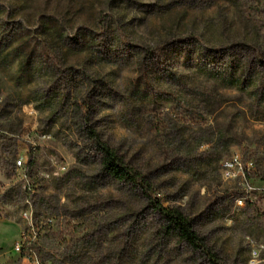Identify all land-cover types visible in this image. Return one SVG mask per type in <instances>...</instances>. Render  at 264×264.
Wrapping results in <instances>:
<instances>
[{
    "label": "rangeland",
    "instance_id": "rangeland-1",
    "mask_svg": "<svg viewBox=\"0 0 264 264\" xmlns=\"http://www.w3.org/2000/svg\"><path fill=\"white\" fill-rule=\"evenodd\" d=\"M28 3L25 25L42 41L40 17L57 12L74 37L68 43L79 45L87 30L94 48H63L62 55L53 48L60 70L51 77V63L34 41L43 59L29 61L25 71L33 79L26 81L20 75L24 56L11 52L14 44L0 46V264H107L125 226L114 221L125 208L143 205L101 177L99 156L75 108L127 161L152 173L155 195L195 220L222 264H264V103L200 72L206 54L169 46L176 35L203 39L221 51L207 65L218 71L244 54L241 41L264 52L260 1ZM114 33L132 46L116 47ZM140 47H158L156 57L143 60ZM142 63L149 86L140 81ZM150 107L162 115L161 136L149 129ZM236 156L241 165L227 169Z\"/></svg>",
    "mask_w": 264,
    "mask_h": 264
},
{
    "label": "trees",
    "instance_id": "trees-1",
    "mask_svg": "<svg viewBox=\"0 0 264 264\" xmlns=\"http://www.w3.org/2000/svg\"><path fill=\"white\" fill-rule=\"evenodd\" d=\"M259 1L264 6V0ZM28 2L29 0H0V46L6 48L9 44H14L11 52L16 56H24L21 59L22 73L20 75L26 81L33 79V73L25 71L29 61L35 59L41 63L44 56L51 63V77L57 76L60 63L52 55L53 48L61 55L63 48L70 51H74L75 48H79V51H90L94 48L87 30L84 33V40L79 45L68 43L67 41L74 40V37L57 12L46 13L40 17L44 21L38 23L36 29L45 37L42 41L26 26L27 21L23 14H25L24 8L29 4ZM78 12H80L79 9ZM17 15H21L17 23L13 27L10 26V20H14ZM102 19L103 15L100 14L98 21L101 22ZM6 31L7 34L4 36L2 32ZM116 35L114 33V40L119 44L116 47L132 46L130 40ZM34 41H40L42 44V59L35 55L37 51L33 45ZM183 45L187 46L188 53L198 52L200 58L204 59L207 56V63L198 67L206 77L219 80L224 87L239 89L243 92L248 91L257 102L264 103V52L256 49L252 42H239L238 47L242 48L244 54L239 59L232 56L231 60L225 64L226 68L220 71L207 67V65L214 64V59L219 57L221 54L219 49L208 48L203 39L194 35L173 36L169 44L170 47ZM157 50L158 47H140V53L145 61L154 59ZM201 54L206 55L202 57ZM64 59L66 60V57ZM163 60L160 59L158 62L164 64ZM168 74L169 78L175 75L173 72ZM139 76L140 81L149 86L147 64H140ZM149 94L144 96V99L148 100V106L156 101L154 97L149 98ZM78 104L74 101L73 106H78ZM149 112L154 117L149 121V129L156 136L165 134L163 133L166 129L161 120L162 115H158L154 107H150ZM68 113L69 110L66 114ZM74 113L75 117L80 116L81 129L99 156L101 177L120 185L128 197L143 202L141 207L125 208L119 215L120 217L114 221L117 224V221L122 220L125 226L123 232L117 235L116 248L109 252L107 264H124V262L125 264H222L218 253L196 229L195 220L177 207L165 206L164 202L155 195V181L152 173L142 171L104 141L99 133L89 125L87 113L83 114L77 108ZM246 177L252 178V173L246 172ZM105 262L106 260L102 261V263ZM90 264L95 263L90 262Z\"/></svg>",
    "mask_w": 264,
    "mask_h": 264
},
{
    "label": "built area",
    "instance_id": "built-area-1",
    "mask_svg": "<svg viewBox=\"0 0 264 264\" xmlns=\"http://www.w3.org/2000/svg\"><path fill=\"white\" fill-rule=\"evenodd\" d=\"M18 165H22L21 161H18ZM240 166L241 165V160L239 156L234 157L230 162L226 163L227 169H233L235 166ZM228 175L230 174L229 172L227 173ZM22 247L20 244L17 247V251H21Z\"/></svg>",
    "mask_w": 264,
    "mask_h": 264
}]
</instances>
